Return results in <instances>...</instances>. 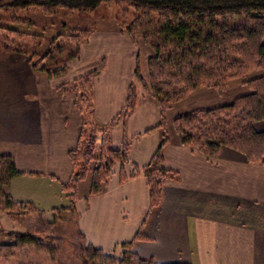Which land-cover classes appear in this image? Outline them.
<instances>
[{"label":"crops","instance_id":"obj_1","mask_svg":"<svg viewBox=\"0 0 264 264\" xmlns=\"http://www.w3.org/2000/svg\"><path fill=\"white\" fill-rule=\"evenodd\" d=\"M102 34L79 45L78 57L54 76L34 71L27 54H0V155L11 156L22 172L10 182L11 197L46 213L71 205L62 184L73 173L69 152L80 137L82 112L78 92L62 87L94 71L90 118L115 148L127 143L129 153L113 165L101 193L88 194L91 175L80 182L73 205L84 242L113 256L132 242V251L159 263L264 264V163L250 162L237 149L223 145L207 156L182 144L176 132L169 135L161 167L173 175L151 208L143 167L162 139L161 109L137 86L136 66L139 61L143 75L152 53L127 33ZM132 84L136 106L126 114ZM253 125L264 131V120ZM139 232L147 239L136 240Z\"/></svg>","mask_w":264,"mask_h":264},{"label":"trees","instance_id":"obj_2","mask_svg":"<svg viewBox=\"0 0 264 264\" xmlns=\"http://www.w3.org/2000/svg\"><path fill=\"white\" fill-rule=\"evenodd\" d=\"M109 3L134 11L135 22H142L144 41L154 51L148 62L149 89L160 104L158 128L162 139L149 164L143 167L151 208L160 204L163 185L173 175L161 167L162 150L170 141L166 129L167 111L175 100L195 89L210 87L220 94L230 79L258 70L262 72L245 77L242 86L246 89L229 100L181 112L173 123L182 144L194 146L207 156H216L225 145L241 151L252 163H264V131L256 130L253 125L255 121L264 120V0H0V22L30 25L34 15L49 19L56 17L61 8L68 12L91 11ZM0 29L5 33L1 35V43H6L8 51L27 54L34 71H45L51 76L62 74L67 70L68 59L78 55L79 36L72 46L66 40H59L64 35L54 30L55 36H51L44 48L40 42L27 43L22 38L25 34L18 30L3 24ZM86 32L82 30L79 35L86 36ZM32 37L33 41L37 39L36 35ZM136 75L144 81L139 61ZM93 76L94 73L84 75L62 87L64 92L69 91V87L78 92L82 125L77 146L69 152L73 173L69 181L62 184L71 205L53 210L56 221H60L57 213H75L73 202L79 198L80 182L91 174L88 194H99L108 182L113 165L128 160L129 145L124 143L115 148L110 135L90 118ZM136 99L137 90L132 84L126 114L133 111ZM21 173L11 156L0 155V210L17 222L23 218L22 212L37 214L40 211L30 202L11 197L10 182ZM7 236L11 241L0 244V253L7 257L9 251L17 248L40 246L36 234L8 232ZM135 239L147 237L139 232ZM131 247L132 242L122 244L120 256L105 254L90 245L85 249L91 259L102 264H189L159 263L138 255Z\"/></svg>","mask_w":264,"mask_h":264},{"label":"rangeland","instance_id":"obj_3","mask_svg":"<svg viewBox=\"0 0 264 264\" xmlns=\"http://www.w3.org/2000/svg\"><path fill=\"white\" fill-rule=\"evenodd\" d=\"M0 13H2V10H0ZM33 17L34 21L30 25L19 22L13 24L0 22V24L24 33L25 35L22 36V38L26 39L27 43L32 44L34 42V44L37 45V42H40L44 48L47 47V43L50 42V39L55 36L54 30L64 35V38L59 40H66V43L72 46L77 41V36H79L78 38L81 40L78 44L81 45L85 43L90 36L93 38L98 37L100 32L106 33L102 35L108 37L111 33H127L124 37L131 36L139 47L141 46L140 43H143L146 45L144 51L149 49L152 53L151 56L154 55L151 46L144 41L142 30L140 29L142 24L141 20L135 22V13L127 6L109 3L102 4L91 11L78 12H68L61 8L56 17H50L49 19L41 15H34ZM82 30H86V34L88 35H79ZM1 33H3L2 29H0V38L2 37L1 35L5 34ZM33 35L37 36V39L34 41ZM3 51L8 52V49L6 43H1L0 40V54L3 53ZM73 58L76 57H72L68 60H72ZM100 60H106L104 51L100 53ZM143 73L142 76L144 81H138L137 86L139 88L142 86L150 91L149 68L148 70H143ZM259 74H262L260 70L251 72L245 77L250 78ZM245 77L230 79L225 90L220 94L210 87H202L189 92L183 98L175 100L172 107L168 109L166 115V129L168 135L175 136L176 130L173 121L179 113L199 106L229 100L237 93L246 89L242 86ZM83 186L84 185H82L81 192L86 189V187ZM22 213L24 215H22L23 218L17 222L12 220L7 212L0 210V244L11 241L7 236L8 232H28L37 235L40 246L37 248L30 246L11 250L8 252V257L6 254L0 253V264H102L98 260L91 259L85 249L87 244L84 242L83 236L76 225V213H57V215L60 216H57V219L59 218L60 221H56L54 212L46 213L39 211L37 214ZM53 220H55V223H51Z\"/></svg>","mask_w":264,"mask_h":264}]
</instances>
